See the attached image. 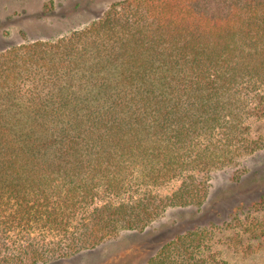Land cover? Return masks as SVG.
<instances>
[{"label":"trees","instance_id":"trees-1","mask_svg":"<svg viewBox=\"0 0 264 264\" xmlns=\"http://www.w3.org/2000/svg\"><path fill=\"white\" fill-rule=\"evenodd\" d=\"M262 114L264 0H123L0 52V264L70 259L202 207L215 173L237 181L264 150ZM208 247L191 230L147 264H228Z\"/></svg>","mask_w":264,"mask_h":264},{"label":"rangeland","instance_id":"rangeland-1","mask_svg":"<svg viewBox=\"0 0 264 264\" xmlns=\"http://www.w3.org/2000/svg\"><path fill=\"white\" fill-rule=\"evenodd\" d=\"M123 0H0V52L33 41H50L83 29ZM253 137H264V114L249 120ZM235 169L213 175L200 208H170L143 232L123 231L95 249L48 264H147L161 247L195 229L208 233L206 255L215 262L264 264V150ZM175 184L165 189L172 190Z\"/></svg>","mask_w":264,"mask_h":264}]
</instances>
